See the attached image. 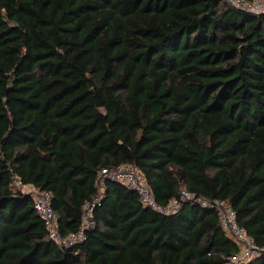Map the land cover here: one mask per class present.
Masks as SVG:
<instances>
[{"label": "trees", "instance_id": "obj_1", "mask_svg": "<svg viewBox=\"0 0 264 264\" xmlns=\"http://www.w3.org/2000/svg\"><path fill=\"white\" fill-rule=\"evenodd\" d=\"M133 163L165 215L102 169ZM49 192L52 241L29 194ZM264 246V15L225 0H0V264H232ZM245 264H264V252Z\"/></svg>", "mask_w": 264, "mask_h": 264}, {"label": "built area", "instance_id": "obj_2", "mask_svg": "<svg viewBox=\"0 0 264 264\" xmlns=\"http://www.w3.org/2000/svg\"><path fill=\"white\" fill-rule=\"evenodd\" d=\"M225 1L238 10L264 15V0ZM99 176L98 185L101 189L105 186L107 180L123 183L128 189L138 193L140 201L144 207L165 215L178 212L182 201L195 199V196L183 191L180 199H174L166 205L158 203L147 177L141 169L133 163H123L114 169H102ZM15 184L22 192L29 194L32 197L34 209L43 221L48 236L52 241L59 246L70 247L85 239V231L93 226L91 218L95 203L100 199L99 197L95 198L91 203H86L81 230L77 233L63 235L60 229L59 217L51 205V194L31 185H25L20 180H16ZM198 201L203 206H211L217 211L222 228L231 233L241 245V250L234 254L230 259L232 264L248 263L254 257L264 252V246L259 245L254 237L238 223V214L232 204L220 200L209 201L198 199Z\"/></svg>", "mask_w": 264, "mask_h": 264}]
</instances>
